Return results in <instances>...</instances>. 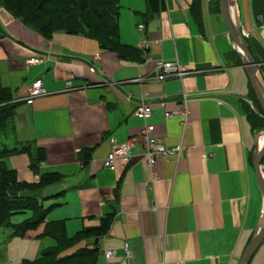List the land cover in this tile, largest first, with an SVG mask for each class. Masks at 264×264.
Wrapping results in <instances>:
<instances>
[{
	"label": "crops",
	"instance_id": "0c3cea01",
	"mask_svg": "<svg viewBox=\"0 0 264 264\" xmlns=\"http://www.w3.org/2000/svg\"><path fill=\"white\" fill-rule=\"evenodd\" d=\"M214 1L200 0L199 25L194 0H121V41L138 49L141 60L102 50L83 35L57 32L46 40L0 7L7 25L24 30L19 42L0 38L1 63L10 73H29L15 101L36 79L49 93L16 108L20 151L7 165L26 184L58 176L40 193L50 208L46 221L63 222L69 237L92 233L75 249L98 247L96 264H109L107 251L115 252V264H239L264 223L252 163L264 129L255 131L249 120L247 106L260 112L243 65L229 59L232 41ZM230 2L246 39L264 48V0ZM144 40L159 43L145 54L139 48ZM35 57L40 62L29 65ZM173 61L187 74L158 82L157 66ZM258 70L264 92V70ZM184 96L190 100L186 125L165 117ZM141 103L152 107L148 119L136 114ZM147 125L155 126L165 146L182 148L181 156L160 157L150 168L139 144L130 164L106 168L112 149ZM28 145L41 158L36 167L22 151ZM105 219L109 228L97 238ZM126 242L131 259L125 258ZM247 264H264V242Z\"/></svg>",
	"mask_w": 264,
	"mask_h": 264
},
{
	"label": "trees",
	"instance_id": "16d2710c",
	"mask_svg": "<svg viewBox=\"0 0 264 264\" xmlns=\"http://www.w3.org/2000/svg\"><path fill=\"white\" fill-rule=\"evenodd\" d=\"M0 4L13 18L41 34L46 40H51L57 32L83 35L97 41L102 50L115 52L121 58L134 54L141 60L138 49L121 41V0H0ZM213 6L214 11L220 13V0H215ZM191 12L197 23L202 25L200 0H194ZM247 43L255 62L264 70V48L255 39L248 38ZM229 59L234 60V64L242 65L234 50L229 53ZM252 98L260 114L251 106H247L246 110L253 129L261 131L264 129V112L253 88ZM21 101H15L11 88L2 84L0 73V129L7 126ZM19 151L17 148L7 149L3 154L13 156ZM22 151L29 153L33 167L38 166L41 158L33 156L30 145ZM57 180L58 176L44 175L38 184L20 182L17 173L0 156V228L11 227L14 235L24 237L29 231L44 225L38 238L49 240L52 244L42 249L38 259L24 260L19 264H96L98 247L75 249L79 243L91 237L92 233L82 231L69 237L63 222L46 221L50 208L44 206L40 193ZM27 212L32 216L17 224L11 222L13 216ZM109 225L110 221L105 219L101 230L96 233L97 238L105 234Z\"/></svg>",
	"mask_w": 264,
	"mask_h": 264
},
{
	"label": "built area",
	"instance_id": "2783aa9c",
	"mask_svg": "<svg viewBox=\"0 0 264 264\" xmlns=\"http://www.w3.org/2000/svg\"><path fill=\"white\" fill-rule=\"evenodd\" d=\"M144 28L145 27L143 25L138 26V29L141 32L144 31ZM153 43L159 42L144 40L139 48L143 53L146 54L150 50V47ZM39 62L40 60L36 57L30 58L27 61L29 65H36ZM186 74L187 72L178 61L163 62L157 66L155 71V78L158 82H164L170 78L182 77ZM47 95H49V93L46 90L42 79H36L27 88L26 96L22 101L28 105H32L37 99L45 97ZM189 103V98L184 96L181 101L180 108L172 112H167L165 114V117L167 119L178 117L182 119L184 125L188 124L190 120ZM136 114L144 119H148L152 114V107L148 104L141 103L137 108ZM139 144H142L146 150V162L150 168L155 167L160 157H179L183 152L182 148L171 149L162 144L161 141L155 136V126L147 125L143 129L140 136H132L126 142L116 145L104 161L105 167L114 171L118 165L127 166L128 164H130L133 158L134 149ZM124 254L126 259H131L132 250L128 242H126L124 245ZM106 257L109 261V264H115L114 262H112L113 258L115 257V252L107 251Z\"/></svg>",
	"mask_w": 264,
	"mask_h": 264
},
{
	"label": "rangeland",
	"instance_id": "374dc122",
	"mask_svg": "<svg viewBox=\"0 0 264 264\" xmlns=\"http://www.w3.org/2000/svg\"><path fill=\"white\" fill-rule=\"evenodd\" d=\"M23 33L24 30L20 29L14 24L10 26L7 25L0 17L1 39L5 35L6 37H11L19 42L20 40L17 38L22 39ZM36 33L39 34L38 32ZM7 67V63H0L2 84L6 87H10L13 94H16L17 89H23V86L25 84L22 80L23 76H28L29 73L27 71H25L24 74L23 72H21V75H19L18 73H10ZM18 139L19 135L15 133L14 121L13 118H11L7 126L0 129V156H3L5 161L10 156L3 154V152L7 149H14L18 147ZM31 216L32 214L30 212H27L25 214H18L12 217L11 222L13 224H17ZM40 230V227H38L35 230L29 231L24 237H20L14 235V230L11 227L0 228V264H19L24 260L34 261L38 259L42 249L52 244L49 240L38 238Z\"/></svg>",
	"mask_w": 264,
	"mask_h": 264
},
{
	"label": "water",
	"instance_id": "95a60500",
	"mask_svg": "<svg viewBox=\"0 0 264 264\" xmlns=\"http://www.w3.org/2000/svg\"><path fill=\"white\" fill-rule=\"evenodd\" d=\"M221 15L223 22L228 30V34L232 41V48L242 60V65L248 75L251 86L255 92L256 98L259 101L261 108L264 112V92L262 85L259 81L258 65L255 62L249 45L247 43L246 36L236 23L232 12L230 0H220ZM264 159V134L260 138L257 148L253 154V168L255 171V177L258 182L259 188L264 197V169L262 167V160ZM264 242V223L255 236L251 239L250 243L244 250V253L240 259L239 264H247L255 252Z\"/></svg>",
	"mask_w": 264,
	"mask_h": 264
}]
</instances>
